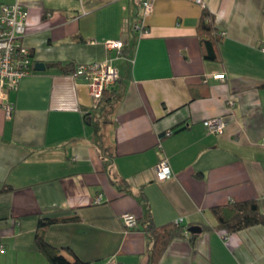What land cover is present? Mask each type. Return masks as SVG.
I'll return each instance as SVG.
<instances>
[{
	"label": "crops",
	"instance_id": "1",
	"mask_svg": "<svg viewBox=\"0 0 264 264\" xmlns=\"http://www.w3.org/2000/svg\"><path fill=\"white\" fill-rule=\"evenodd\" d=\"M143 1L0 0L29 8L24 43L34 67L47 66L10 92L12 117L0 103V264H52L39 234L79 264H145L149 216L158 226L183 219L157 264H264V225L229 232L212 212L244 200L264 212V0H151L149 11ZM204 7L220 60L203 55ZM108 60L122 94L109 168L85 122L91 85L69 74L72 63ZM215 117L226 119L221 133L204 125ZM163 159L172 175L158 180ZM125 213L140 225L129 229ZM43 218L61 222L40 229ZM192 226L201 232L184 231Z\"/></svg>",
	"mask_w": 264,
	"mask_h": 264
},
{
	"label": "built area",
	"instance_id": "2",
	"mask_svg": "<svg viewBox=\"0 0 264 264\" xmlns=\"http://www.w3.org/2000/svg\"><path fill=\"white\" fill-rule=\"evenodd\" d=\"M202 4V0H194ZM143 6L146 11L152 7L151 0H144ZM30 10L22 2L11 5H0V103L3 105L7 116H13L15 104L10 100V92L19 87L20 81L35 70L32 50L24 43L28 32ZM137 30L142 26L137 25ZM110 49L123 51L125 43L122 40H109L105 42ZM69 74L73 77L84 78L91 85L94 97V105L97 106L103 98L104 92L115 85L120 78V71L113 66L112 61L100 63L76 64ZM224 74L215 75L214 78H223ZM230 106L234 101H229ZM208 131L221 133L224 131L226 119L215 117L204 121ZM171 132H168V135ZM156 178L164 180L172 175L171 167L166 159L161 160L155 167ZM123 220L127 227L136 228L139 218L131 213H125ZM182 218L176 219V224L182 223ZM188 233V228H184Z\"/></svg>",
	"mask_w": 264,
	"mask_h": 264
},
{
	"label": "trees",
	"instance_id": "3",
	"mask_svg": "<svg viewBox=\"0 0 264 264\" xmlns=\"http://www.w3.org/2000/svg\"><path fill=\"white\" fill-rule=\"evenodd\" d=\"M198 34L200 36L204 57L208 60H220L221 57L217 47L221 42V35L218 27L215 24L214 14L206 7L202 9L201 19L198 26ZM75 65L76 64L72 63L69 66L73 67ZM120 79L121 76L117 83L120 81ZM117 83L107 89L104 92L102 101L97 106L94 105L91 110L85 114V122L95 128L97 145L99 146L101 153L107 161V168H109L110 165L108 161H113L115 158V153L112 152L111 145L107 143L109 135L107 134L108 136H106V134L103 132V127L104 130L108 129L105 128L106 125L108 126L111 123L108 121V116L111 120L114 114L113 111L115 103L122 95L121 90L116 88ZM113 182L116 184L118 183L116 180H113ZM120 187H122L121 184ZM140 201L143 202L148 214L150 215L147 202L143 195L140 196ZM212 212L217 219L218 226L228 230L229 232L239 231L255 225H264V212L256 200H244L233 202L228 205L216 206L212 208ZM58 222H61V220L57 218H43L40 222V229L46 228L47 226ZM144 229L148 238V261L145 264H157L169 243L174 238L182 235L183 233V227L181 224L171 222L158 226L154 224L151 216L147 218ZM195 235L196 234L193 236ZM37 240L40 249L52 264L80 263L79 259H77L75 262L70 261L59 251V249L47 242L40 234Z\"/></svg>",
	"mask_w": 264,
	"mask_h": 264
},
{
	"label": "water",
	"instance_id": "4",
	"mask_svg": "<svg viewBox=\"0 0 264 264\" xmlns=\"http://www.w3.org/2000/svg\"><path fill=\"white\" fill-rule=\"evenodd\" d=\"M35 69L37 71H45L47 69V66L44 62H37L36 63V66H35ZM189 232L191 233H200L201 232V228L199 226H192L188 229Z\"/></svg>",
	"mask_w": 264,
	"mask_h": 264
},
{
	"label": "rangeland",
	"instance_id": "5",
	"mask_svg": "<svg viewBox=\"0 0 264 264\" xmlns=\"http://www.w3.org/2000/svg\"><path fill=\"white\" fill-rule=\"evenodd\" d=\"M107 115H108V114H107ZM107 115H106V116H107ZM112 119H113V117H112L111 120H110V119H109V116H108V121H109V122L112 123ZM111 123H110V124H111ZM110 124H109L108 126H107V125L105 126V128H108V129H106V130H104V127H103V132L106 134V136H108V135L110 134V133H109V131L111 130V129H110V127H111ZM107 134H108V135H107ZM108 140H109V139H108Z\"/></svg>",
	"mask_w": 264,
	"mask_h": 264
}]
</instances>
